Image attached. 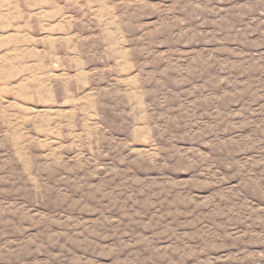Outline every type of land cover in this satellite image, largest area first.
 Segmentation results:
<instances>
[{"label":"rangeland","instance_id":"1","mask_svg":"<svg viewBox=\"0 0 264 264\" xmlns=\"http://www.w3.org/2000/svg\"><path fill=\"white\" fill-rule=\"evenodd\" d=\"M0 264H264V0H0Z\"/></svg>","mask_w":264,"mask_h":264}]
</instances>
